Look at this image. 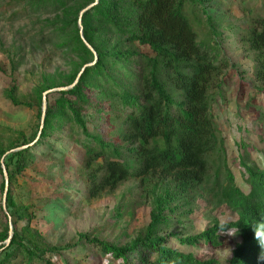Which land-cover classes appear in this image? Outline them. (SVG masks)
<instances>
[{
	"label": "trees",
	"instance_id": "16d2710c",
	"mask_svg": "<svg viewBox=\"0 0 264 264\" xmlns=\"http://www.w3.org/2000/svg\"><path fill=\"white\" fill-rule=\"evenodd\" d=\"M234 1H28L31 12L69 7L72 22L45 40L53 42L70 29L72 40L61 48L73 47L76 41L89 58L69 86H58L52 101L47 94L45 110L38 112L40 119L43 115L38 137L17 144L15 151L7 152L0 145L1 190L5 188L4 165L9 212L2 214L10 216L13 225L11 235L9 226L0 233V242L9 239L0 245V264H63L61 259L68 264L67 256L73 264H88L93 252L115 264H264L258 259L262 250L252 228L264 222V167L245 143L249 127L243 126V136L235 143V153L231 152L214 111L217 99L225 101L224 91L232 83L226 70H237L223 49L231 36L251 61L255 82L264 85V0H239L245 26L217 29L215 18L222 6L231 9ZM204 27L209 38L201 36ZM108 34L118 38L113 45L102 39ZM126 44L144 51L123 49ZM12 90L9 96L15 100ZM263 90L259 87L257 91ZM255 96L245 97L244 103L260 111L263 125L264 111ZM67 125L74 130L69 138L80 146L74 167L89 199L110 194L130 179L156 196L149 223L129 244L117 245L84 232L73 245L49 246L29 225L35 211L14 202L12 186L20 187L18 176L27 169L30 154L42 146L52 148L49 135L63 133ZM160 183L166 187L157 195ZM22 186L29 188L27 183ZM62 190L65 201L77 191ZM197 199L223 215L214 217L199 233L167 232L172 219L181 216L176 215L179 207L171 204L184 200L191 205ZM53 206L49 216H58L59 207ZM18 220L27 223L18 229ZM201 245L211 255L197 257Z\"/></svg>",
	"mask_w": 264,
	"mask_h": 264
},
{
	"label": "rangeland",
	"instance_id": "374dc122",
	"mask_svg": "<svg viewBox=\"0 0 264 264\" xmlns=\"http://www.w3.org/2000/svg\"><path fill=\"white\" fill-rule=\"evenodd\" d=\"M28 1L0 0V145L7 152L18 150L17 144L29 141L35 135L38 137V126L42 123L38 112L40 109L43 111L47 94L51 95L52 101L58 86H69L71 77L74 73L79 74L82 71L83 62L89 58L76 41L73 42V47L61 48L65 41L72 40L70 29L65 30L62 36L53 42L45 40L55 29H64L69 21L72 22L73 15L70 14L72 10H69V7L57 12L51 9L31 12ZM241 1L246 3L251 0ZM222 7L219 16L215 18L217 29L245 26L242 20L243 5L239 4V0L232 3L231 9H228L227 5ZM82 12L83 10L80 13ZM194 16L198 23H202L198 12H194ZM201 36L209 38L207 27H204ZM102 39L113 45L118 38L108 34ZM126 48L144 51L135 44H126L123 49ZM223 49L237 70H226V75L232 79V83L224 91L225 101L218 98L214 104L216 119L230 143L229 149L234 153L235 143L243 136V126H248L250 134L244 135L245 143L248 149H254L256 162L264 167V124L261 125L258 116L260 111L253 106L247 108L244 103L245 97L256 94L255 102H258L264 111V90L257 91L259 87L264 89V85L253 79L250 73L251 61L235 43L234 37L231 36L223 44ZM46 87L48 88L42 92ZM11 90L15 100L9 96ZM14 101H24L30 105L23 106ZM55 126L59 127L60 124L56 122ZM62 130L63 133L54 132L49 135L48 141L52 148L42 146L30 154L27 169L18 176L20 187L12 186L11 195L14 202L19 206H28L29 211H35L29 225L39 232L40 239L49 246L73 245L78 240V234L84 232L117 245L129 244L149 223L156 196L143 191L138 180L130 179L110 194L89 199L84 192V181L74 167L81 154L78 142L68 136L72 135L74 130H70L68 125ZM53 149L55 152L51 153ZM62 153L69 157L61 156ZM2 180L3 175L0 174V233L9 226L11 235L12 218L2 214V211L7 215L9 213L3 208ZM166 181L168 183V180ZM23 183H27L29 188L22 186ZM64 187L77 190L68 196L66 201L62 198L66 192L62 190ZM165 187L166 185L160 183L155 193L159 195ZM58 198L63 201L51 202ZM53 205L59 207L58 216H49L48 211ZM171 206H178L176 215L181 216L172 219V225L167 228V232L183 233L192 230L193 233H199L214 217L223 215L220 210L207 206L202 199L192 201L191 205L185 204L184 200H176ZM26 223L18 220L16 226L19 229ZM8 243L9 239L0 242V245ZM195 254L199 258H205L211 255V252L201 245ZM216 254L213 252V255ZM67 259L68 264H73L70 257L67 256ZM61 261L64 264V260ZM89 261L88 264H108V261L117 263L98 256L95 252Z\"/></svg>",
	"mask_w": 264,
	"mask_h": 264
},
{
	"label": "clouds",
	"instance_id": "9594fccd",
	"mask_svg": "<svg viewBox=\"0 0 264 264\" xmlns=\"http://www.w3.org/2000/svg\"><path fill=\"white\" fill-rule=\"evenodd\" d=\"M252 228L254 231V237L262 250L258 259L264 261V222H260L258 226H252Z\"/></svg>",
	"mask_w": 264,
	"mask_h": 264
},
{
	"label": "water",
	"instance_id": "95a60500",
	"mask_svg": "<svg viewBox=\"0 0 264 264\" xmlns=\"http://www.w3.org/2000/svg\"><path fill=\"white\" fill-rule=\"evenodd\" d=\"M92 5L93 4H91L90 6H92ZM85 43L87 44V46L89 48H91L90 45L87 42H85ZM84 68H85V66H84ZM84 68L82 69V71L84 70ZM81 72L79 74H81ZM44 110H45V103H44V106H43V111ZM42 118H43V115H42ZM2 167H3L4 176H5V188H4V192H3V208H4V210H6V208H5V201H6V196H7V192H8V179H7V172H6L5 168H4V165Z\"/></svg>",
	"mask_w": 264,
	"mask_h": 264
}]
</instances>
